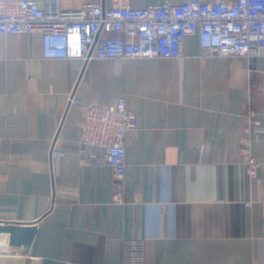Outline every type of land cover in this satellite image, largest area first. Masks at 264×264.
Masks as SVG:
<instances>
[{"label":"crops","instance_id":"1","mask_svg":"<svg viewBox=\"0 0 264 264\" xmlns=\"http://www.w3.org/2000/svg\"><path fill=\"white\" fill-rule=\"evenodd\" d=\"M86 1L165 0L62 4ZM122 96L136 126L118 181L103 149L81 141L80 121L87 105ZM249 112L261 163L252 180L241 149ZM263 201L264 56L203 57L196 31L179 58L50 59L39 31L1 35L0 222L37 232L0 264H123L136 238L145 264H264Z\"/></svg>","mask_w":264,"mask_h":264},{"label":"built area","instance_id":"2","mask_svg":"<svg viewBox=\"0 0 264 264\" xmlns=\"http://www.w3.org/2000/svg\"><path fill=\"white\" fill-rule=\"evenodd\" d=\"M34 31L42 33L43 55L50 59L179 58L185 39L196 31L201 56L250 59L264 56V0H165L142 8H108L92 1L65 8L62 0H45L41 7L36 0H0V38ZM245 121L241 149L252 180L261 163L252 151L250 129L259 120L249 112ZM135 126L124 96L113 107L89 104L82 113L81 141L103 149L118 181L126 173V135ZM144 249L142 239L127 240L123 264H145Z\"/></svg>","mask_w":264,"mask_h":264},{"label":"water","instance_id":"3","mask_svg":"<svg viewBox=\"0 0 264 264\" xmlns=\"http://www.w3.org/2000/svg\"><path fill=\"white\" fill-rule=\"evenodd\" d=\"M36 232L35 223L0 222V253L27 252Z\"/></svg>","mask_w":264,"mask_h":264}]
</instances>
